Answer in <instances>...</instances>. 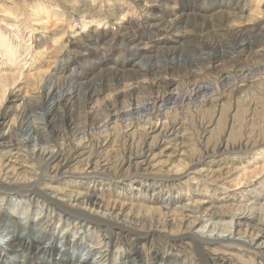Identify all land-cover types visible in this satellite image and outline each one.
<instances>
[{"label":"bare ground","instance_id":"1","mask_svg":"<svg viewBox=\"0 0 264 264\" xmlns=\"http://www.w3.org/2000/svg\"><path fill=\"white\" fill-rule=\"evenodd\" d=\"M262 188L264 0H0V264H264Z\"/></svg>","mask_w":264,"mask_h":264},{"label":"rangeland","instance_id":"2","mask_svg":"<svg viewBox=\"0 0 264 264\" xmlns=\"http://www.w3.org/2000/svg\"><path fill=\"white\" fill-rule=\"evenodd\" d=\"M208 21H210L209 19H207ZM208 21H206V22H202V23H204V26H206V25H209L210 23H211V21L210 22H208ZM208 23V24H207ZM206 24V25H205ZM2 27H3V25H2ZM7 28H10V27H7ZM10 29H13V28H10ZM20 33V32H19ZM15 40L16 41H18L19 39L18 38H15ZM172 55H175V54H172ZM172 55H170L169 57H171ZM129 57V56H128ZM196 96H198V95H195V97ZM194 96H193V98H195ZM186 103H187V100H186ZM185 119L186 118H184L183 120L184 121H180L181 123H184V124H186V125H184V128L182 129V131L183 132H185L186 130H187V127H188V125H187V123H185ZM196 119V118H195ZM188 132V131H187ZM182 138H184V136H182ZM202 144V143H201ZM201 146V145H200ZM256 179H254V181H255ZM194 183H195V181H193ZM250 188V187H249ZM249 188H247V189H249ZM165 191H166V193H165ZM236 191V190H235ZM262 191V192H261ZM259 192H261V195H260V193ZM163 193H165L164 194V196H166V194H167V189L166 190H164L163 191ZM228 193H230V192H228ZM228 193H223L221 196H219V198H221L222 197V199H224V198H226V199H230V196H228V197H225L226 196V194H228ZM257 193H259V194H257ZM255 194V195H254ZM262 194H264V190H263V188L262 189H260V191L258 190V192H256V193H253L252 195L253 196H258L259 198L262 196ZM30 198V197H29ZM5 199V198H4ZM26 199H27V197H26ZM32 199L34 200V196H32ZM1 201H0V210H6V205H4V202L5 201H2L3 200V198L2 199H0ZM31 200V199H30ZM32 200V204H31V206H32V208H35L36 206H35V202ZM234 200L235 201H237V198L235 197L234 198ZM264 202V199L263 200H261V202ZM262 202V203H263ZM38 208L40 209V207L38 206ZM33 210H36V209H33ZM41 210V209H40ZM57 210V211H56ZM47 211H49V212H51V216H52V219H53V217H54V222H55V220H56V223L54 224V222L52 223V225H51V227L52 226H54L55 225V227H56V231H58L59 229H60V227L61 226H63V225H65V223L66 222H69V221H67L66 219H70L71 217L73 218L74 217V215L72 214V211H65V213H62L61 215V217H59L58 216V209H53L52 211L51 210H48L47 209ZM30 212H32V211H30ZM30 212H28V213H30ZM43 212V211H42ZM66 212H67V214H69V215H67L66 214ZM33 213V212H32ZM43 214H45V212H43ZM66 214V215H65ZM31 215V214H30ZM64 218V219H63ZM13 219H14V224H18L19 226H21V228H24V226L27 228L28 227V224H29V222H32V223H35V219L34 218H32L31 216H29V217H27V218H19V216H15V217H13ZM57 219H60V221L59 222H57ZM2 220V216L0 215V221ZM74 221L73 223H70L69 224V227L67 226V230H66V233H65V236H63V238H62V240H65L66 242H70V243H72V242H82V246H85V248H87L88 249V247L92 244V242H95L94 240L97 238V232H96V229H94L95 228V226L94 225H91V228L89 227L90 225V223H89V221L88 220H83V221H78V219H76V218H73V219H71L70 221ZM66 221V222H65ZM208 222V223H207ZM207 222H205L206 224H205V226L203 227L204 229H202V232H201V230H199L198 228H197V230H199V233H205V235L206 234H208V235H210V234H212V236L214 235V236H217L218 235V237H221V236H225V235H228V232H226V231H224V229H223V232H226V233H223V232H221L222 231V228H224L223 227V225H222V222H218V220L217 219H210V220H208ZM77 223V224H76ZM81 226H80V225ZM76 225V226H75ZM80 226V227H79ZM79 227V228H78ZM89 227V228H88ZM213 228H214V230H213ZM78 230L77 231V235H76V237L75 238H73V237H71V235H73L72 233H71V231H75V230ZM210 229H211V231L213 232H211L210 231ZM208 230V231H207ZM84 231V235H86V237H90V238H86V239H84L85 238V236L84 235H81V233ZM210 232V233H209ZM2 233V235H0V236H4L5 234H6V232H1ZM4 233V234H3ZM71 233V234H70ZM70 235V236H69ZM219 235H221V236H219ZM92 241H90V240ZM90 241V242H89ZM96 246H99V245H94V247H96ZM179 255H181V254H179ZM183 255V254H182ZM118 256H120V255H118ZM186 257V256H185ZM124 260H126V259H124ZM118 261H120V257L117 259V257H116V261L115 262H118ZM129 264L128 263V259H127V262H123L122 264Z\"/></svg>","mask_w":264,"mask_h":264},{"label":"snow or ice","instance_id":"3","mask_svg":"<svg viewBox=\"0 0 264 264\" xmlns=\"http://www.w3.org/2000/svg\"><path fill=\"white\" fill-rule=\"evenodd\" d=\"M179 171V170H178Z\"/></svg>","mask_w":264,"mask_h":264}]
</instances>
